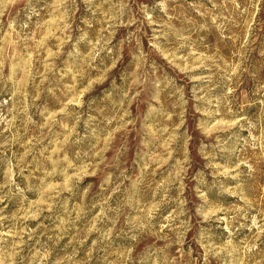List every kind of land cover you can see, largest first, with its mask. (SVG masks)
Segmentation results:
<instances>
[{
	"label": "rangeland",
	"instance_id": "rangeland-1",
	"mask_svg": "<svg viewBox=\"0 0 264 264\" xmlns=\"http://www.w3.org/2000/svg\"><path fill=\"white\" fill-rule=\"evenodd\" d=\"M0 264H264V0H0Z\"/></svg>",
	"mask_w": 264,
	"mask_h": 264
}]
</instances>
